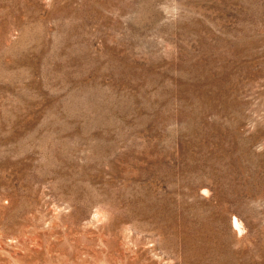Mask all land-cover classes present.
<instances>
[{
  "label": "rangeland",
  "instance_id": "374dc122",
  "mask_svg": "<svg viewBox=\"0 0 264 264\" xmlns=\"http://www.w3.org/2000/svg\"><path fill=\"white\" fill-rule=\"evenodd\" d=\"M0 264H264V0H0Z\"/></svg>",
  "mask_w": 264,
  "mask_h": 264
},
{
  "label": "bare ground",
  "instance_id": "6f19581e",
  "mask_svg": "<svg viewBox=\"0 0 264 264\" xmlns=\"http://www.w3.org/2000/svg\"><path fill=\"white\" fill-rule=\"evenodd\" d=\"M236 226H238L241 229V226H240L238 220H236Z\"/></svg>",
  "mask_w": 264,
  "mask_h": 264
}]
</instances>
